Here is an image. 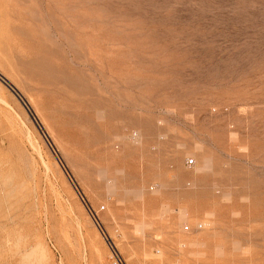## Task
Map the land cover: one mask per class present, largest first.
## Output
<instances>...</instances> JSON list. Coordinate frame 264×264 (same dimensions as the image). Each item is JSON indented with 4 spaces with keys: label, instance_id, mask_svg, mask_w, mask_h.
<instances>
[{
    "label": "rangeland",
    "instance_id": "1",
    "mask_svg": "<svg viewBox=\"0 0 264 264\" xmlns=\"http://www.w3.org/2000/svg\"><path fill=\"white\" fill-rule=\"evenodd\" d=\"M0 264H264V0H0Z\"/></svg>",
    "mask_w": 264,
    "mask_h": 264
}]
</instances>
